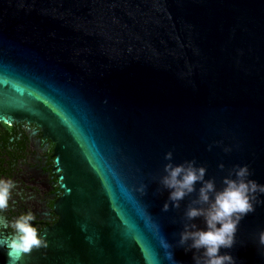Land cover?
Wrapping results in <instances>:
<instances>
[{"label":"water","instance_id":"water-1","mask_svg":"<svg viewBox=\"0 0 264 264\" xmlns=\"http://www.w3.org/2000/svg\"><path fill=\"white\" fill-rule=\"evenodd\" d=\"M4 114L56 144L61 228L78 241L46 264H193L178 240L196 193L162 211L164 154L218 188L238 164L264 184V0H0ZM262 229L264 204L221 253L264 264Z\"/></svg>","mask_w":264,"mask_h":264},{"label":"clouds","instance_id":"clouds-1","mask_svg":"<svg viewBox=\"0 0 264 264\" xmlns=\"http://www.w3.org/2000/svg\"><path fill=\"white\" fill-rule=\"evenodd\" d=\"M0 124L10 128L13 118L4 114L0 116ZM172 156V151L164 154L168 162L164 164V174L158 180L159 185L168 191L162 211H168L170 203L173 208H179L186 196L196 193L195 199L184 209L186 222L179 233L178 245L185 246L186 252L194 250L193 264H236L230 253H221L220 250L233 246L241 220L264 204V199H261L264 184L250 178L252 172L248 164H238L228 170L218 188L214 178H205L207 168L204 165H198L195 159L176 164L172 162ZM218 167L223 169L224 165L221 163ZM13 188L11 180L0 179V212L8 207ZM145 189L146 185L141 183L135 191L144 195ZM197 218L202 220V227L192 222ZM33 220L31 212L21 214L13 220L12 232L7 236L0 235V248L7 250L9 264H17L23 254L34 248L47 247V240L38 232ZM6 226L0 217V229ZM153 228L159 234V225L153 224ZM159 239L167 250L170 245L162 237ZM258 245L264 255V229L258 233ZM166 255L171 260V253L166 252ZM153 264H158V261L155 259Z\"/></svg>","mask_w":264,"mask_h":264},{"label":"flooded vegetation","instance_id":"flooded-vegetation-1","mask_svg":"<svg viewBox=\"0 0 264 264\" xmlns=\"http://www.w3.org/2000/svg\"><path fill=\"white\" fill-rule=\"evenodd\" d=\"M56 159L55 142L37 125L13 121L9 128L0 124V179L11 180L14 185L8 207L0 212L7 225L0 229V235L7 236L12 232L13 220L31 212L32 223L48 242L47 247L23 254L17 264H46L45 252L61 248L64 241L70 248L72 242L78 241L77 236L72 238L71 228H61L59 205L64 195V177ZM0 264H9L4 248H0Z\"/></svg>","mask_w":264,"mask_h":264}]
</instances>
